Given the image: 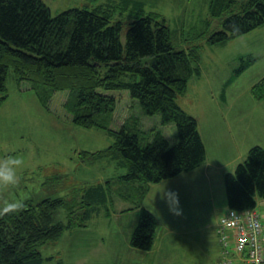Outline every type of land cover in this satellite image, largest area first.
<instances>
[{
	"label": "rangeland",
	"instance_id": "374dc122",
	"mask_svg": "<svg viewBox=\"0 0 264 264\" xmlns=\"http://www.w3.org/2000/svg\"><path fill=\"white\" fill-rule=\"evenodd\" d=\"M211 1L44 0L54 15L73 7H101L111 14L113 22H131L142 14V7L145 12L161 13L175 33L178 47L196 48L200 56L201 74L191 77L187 89L178 95V103L200 122L210 158L225 156L223 162L234 172L251 147H264V99H257L252 91L264 77V25L225 44H210L208 34L220 29L222 20L232 12L225 9L220 16L213 15ZM249 56L256 58L254 63L233 80L236 70L244 63L242 59L248 60ZM7 87L8 97L0 104V158L15 156L23 164L15 186H0V209L9 202L22 205L46 197L63 198L67 204L56 211L55 220L67 222L69 206L74 204V221L85 222L83 226L66 229L61 237L39 247L44 264H216V252L220 248L216 223L224 211L214 210V203L216 208H222L225 203L224 182L218 185L213 176L215 196L210 189L201 190L207 186L198 185L202 192L197 193V200L198 190L195 192L192 187V198L188 192L193 185L189 182L191 178L182 180L179 186L171 181L150 184L152 189L145 203L153 206L158 216L156 241L151 250L136 248L131 245L130 237L140 220L137 205L141 195L132 187L133 183L119 179L127 168L111 157L85 153L108 147L114 138L103 129L86 128L71 121L65 107L68 90L54 92L46 108L32 84L17 81L12 68ZM108 93L118 99L113 128L118 129L133 116L139 119L143 144L151 141L158 131L172 144L178 141L176 124H163L158 113H144L140 102L128 90ZM232 135L243 138L248 145L242 158L240 153L231 154V151L218 154L215 143ZM125 186H129L130 199L118 194ZM99 187V191L105 190L106 199L94 193V188L98 191ZM174 198L179 200V214L173 210ZM163 199L166 202L162 206ZM257 208L264 219V198L257 199ZM86 214L89 217L85 218ZM179 227L187 231L186 239L166 240V230ZM208 245L213 247L214 255L208 251Z\"/></svg>",
	"mask_w": 264,
	"mask_h": 264
},
{
	"label": "trees",
	"instance_id": "16d2710c",
	"mask_svg": "<svg viewBox=\"0 0 264 264\" xmlns=\"http://www.w3.org/2000/svg\"><path fill=\"white\" fill-rule=\"evenodd\" d=\"M225 9L232 12L220 29L208 34L210 44H225L264 25V0L211 1L213 15L220 16ZM140 10V16L126 23L113 22L101 7H73L54 15L44 0H0V104L8 97L11 68L17 81L32 84L46 108L54 92L68 90L65 107L71 121L103 129L114 138L108 147L85 153L111 157L127 168L119 179L133 183L141 195L140 220L130 242L147 251L154 245L158 227L155 214L141 207L150 184L201 166L207 150L198 119L178 103L191 77L201 74L199 53L196 48L178 47L161 13ZM248 58L242 59L233 80L256 59ZM117 89L128 90L144 113L160 114L163 124L175 123L178 141L172 144L158 131L143 144L138 117H128L118 129L113 128L118 99L108 91ZM252 91L257 99H264V77ZM225 186L229 208L256 207L257 199L264 198L263 146L251 147L235 171L225 174ZM127 187L118 191L123 199H130ZM94 190L101 199L107 198L104 189ZM65 204L63 198L46 197L25 202L13 213H2L0 264H44L41 245L58 239L66 229L85 224L74 221V204L69 206L67 222L56 221V211Z\"/></svg>",
	"mask_w": 264,
	"mask_h": 264
},
{
	"label": "built area",
	"instance_id": "2783aa9c",
	"mask_svg": "<svg viewBox=\"0 0 264 264\" xmlns=\"http://www.w3.org/2000/svg\"><path fill=\"white\" fill-rule=\"evenodd\" d=\"M217 231L218 264H264V224L255 207L228 208Z\"/></svg>",
	"mask_w": 264,
	"mask_h": 264
},
{
	"label": "crops",
	"instance_id": "0c3cea01",
	"mask_svg": "<svg viewBox=\"0 0 264 264\" xmlns=\"http://www.w3.org/2000/svg\"><path fill=\"white\" fill-rule=\"evenodd\" d=\"M125 119H123L124 121ZM252 119L250 118V121ZM198 124H199V131H200V134H201V137L204 141V138H203V134H202V130L200 128V122L198 121ZM120 126V125H119ZM249 128V126L247 125V129ZM231 132V131H230ZM205 143V142H204ZM206 146V145H205ZM215 146L217 148H219L218 150V154H223L227 151H231V154L232 153H240V158H242L244 156V152H246V145L245 142H244V139L243 138H240L239 136H235V135H232L231 137H224L222 139H219L217 141V143H215ZM206 150H207V159L206 161L199 167L191 170V171H187V172H183L173 178H170V179H166V180H163L161 182H158V183H162L164 181H171L172 183L176 184L179 186L180 182L182 180H188L190 179V183H193V185H191L189 188H188V192L190 194V198H192V193L191 191H194L196 192V190H198L196 192V200H197V197H198V194L197 193H201L202 191L201 190H205L207 191L208 189H210L214 196H215V193H214V186H215V182H214V178L213 176L216 177L215 180H217L219 182L218 185L220 184H223V182L225 183V174L227 172H231L232 170L230 168H227V164L223 162L224 160V157L225 156H222V157H217L216 159H211L210 158V155H209V152H208V148L206 146ZM250 150V149H249ZM249 152V151H248ZM248 155V153H247ZM201 175V177L199 176ZM205 185L207 186L205 189H197V186L198 185ZM193 187V189H192ZM195 187V188H194ZM151 185L149 187V191L148 193L145 195V197L143 198V200L141 201V207H145L147 209H149L151 212H153L155 214V216L157 217V220H158V216L156 215V211L155 209L153 208V206L149 205V204H146L145 201L148 197V195H150V191H151ZM179 192H180V187H179ZM178 192V191H177ZM177 192H174V194H178ZM193 200V199H191ZM214 200V198H213ZM166 201L163 199V202L162 203V206L163 204L165 203ZM225 205L227 206L225 208ZM124 208V207H122ZM229 208V204H228V197L226 198L225 200V203L223 202L222 203V208L220 207H217L215 206V203H214V210H217L219 212V210H222V212H226V210ZM256 210L259 212L260 216H261V220L264 224V219L261 215V212L259 211V209L257 208V205H256ZM138 210H140V207L137 208ZM137 211V210H135ZM223 212V213H224ZM123 213V212H122ZM223 213L218 217V221L216 223V233L218 235V231H217V228H218V224H219V221H220V218L221 216L223 215ZM117 215H121V213H118L117 212ZM182 228H185V225L183 223H180ZM182 228H176V229H170V230H166V232L168 233V241L172 242V239L174 237V240L175 241H178L179 239H186V235H188L187 231L182 229ZM156 236H157V233L155 234V240L154 242L156 241ZM160 239H162V236L160 235ZM170 244V243H169ZM173 247H175L176 245L172 244ZM210 250V252L214 255V250H213V247L208 245V251ZM211 253L208 252V255H212ZM219 254V255H218ZM216 255L215 258L216 261L215 263L217 264L219 259H220V248H219V253L218 251L216 252Z\"/></svg>",
	"mask_w": 264,
	"mask_h": 264
},
{
	"label": "clouds",
	"instance_id": "9594fccd",
	"mask_svg": "<svg viewBox=\"0 0 264 264\" xmlns=\"http://www.w3.org/2000/svg\"><path fill=\"white\" fill-rule=\"evenodd\" d=\"M22 164L23 160L15 156L5 155L3 158H0V186H15L18 182V170ZM173 204V210L179 214L180 209L178 198L173 199ZM20 207H22V205L17 202H9L0 209V212L13 213Z\"/></svg>",
	"mask_w": 264,
	"mask_h": 264
}]
</instances>
